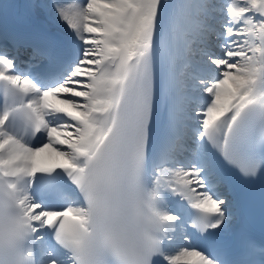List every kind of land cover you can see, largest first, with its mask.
Masks as SVG:
<instances>
[{
  "label": "snow or ice",
  "instance_id": "obj_1",
  "mask_svg": "<svg viewBox=\"0 0 264 264\" xmlns=\"http://www.w3.org/2000/svg\"><path fill=\"white\" fill-rule=\"evenodd\" d=\"M257 206L264 0H0V264H264Z\"/></svg>",
  "mask_w": 264,
  "mask_h": 264
},
{
  "label": "bare ground",
  "instance_id": "obj_2",
  "mask_svg": "<svg viewBox=\"0 0 264 264\" xmlns=\"http://www.w3.org/2000/svg\"><path fill=\"white\" fill-rule=\"evenodd\" d=\"M50 27H51L53 32L56 31L55 26H50ZM238 220H239V216H237V218L233 221L232 225L230 226L229 232L234 228V225L238 222Z\"/></svg>",
  "mask_w": 264,
  "mask_h": 264
}]
</instances>
